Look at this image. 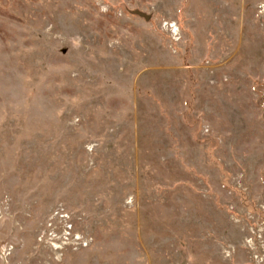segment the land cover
Masks as SVG:
<instances>
[{
	"label": "rangeland",
	"instance_id": "374dc122",
	"mask_svg": "<svg viewBox=\"0 0 264 264\" xmlns=\"http://www.w3.org/2000/svg\"><path fill=\"white\" fill-rule=\"evenodd\" d=\"M0 264H264V0H0Z\"/></svg>",
	"mask_w": 264,
	"mask_h": 264
},
{
	"label": "water",
	"instance_id": "95a60500",
	"mask_svg": "<svg viewBox=\"0 0 264 264\" xmlns=\"http://www.w3.org/2000/svg\"><path fill=\"white\" fill-rule=\"evenodd\" d=\"M135 14L140 15L142 17H144L145 19L149 18V15H146L145 13L141 12V11H134Z\"/></svg>",
	"mask_w": 264,
	"mask_h": 264
},
{
	"label": "bare ground",
	"instance_id": "6f19581e",
	"mask_svg": "<svg viewBox=\"0 0 264 264\" xmlns=\"http://www.w3.org/2000/svg\"><path fill=\"white\" fill-rule=\"evenodd\" d=\"M62 247V246H61Z\"/></svg>",
	"mask_w": 264,
	"mask_h": 264
},
{
	"label": "built area",
	"instance_id": "2783aa9c",
	"mask_svg": "<svg viewBox=\"0 0 264 264\" xmlns=\"http://www.w3.org/2000/svg\"><path fill=\"white\" fill-rule=\"evenodd\" d=\"M63 215V214H62Z\"/></svg>",
	"mask_w": 264,
	"mask_h": 264
}]
</instances>
